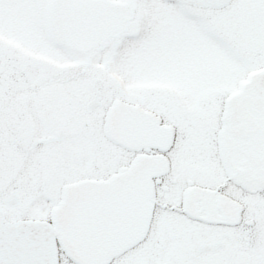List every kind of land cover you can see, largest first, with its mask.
<instances>
[{
    "label": "snow or ice",
    "instance_id": "6c2138e0",
    "mask_svg": "<svg viewBox=\"0 0 264 264\" xmlns=\"http://www.w3.org/2000/svg\"><path fill=\"white\" fill-rule=\"evenodd\" d=\"M0 264H264V0H0Z\"/></svg>",
    "mask_w": 264,
    "mask_h": 264
}]
</instances>
